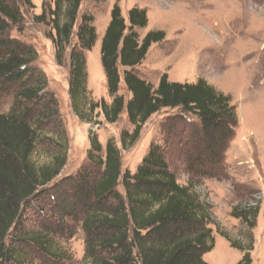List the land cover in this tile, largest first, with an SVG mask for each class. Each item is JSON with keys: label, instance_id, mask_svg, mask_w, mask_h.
<instances>
[{"label": "trees", "instance_id": "16d2710c", "mask_svg": "<svg viewBox=\"0 0 264 264\" xmlns=\"http://www.w3.org/2000/svg\"><path fill=\"white\" fill-rule=\"evenodd\" d=\"M22 4L35 8L32 0H0V96L13 100L10 111L0 113V264H27L8 240H15L24 206L47 192L62 205L66 201V215L81 220L85 260L90 264H209L204 256L215 248L213 226L233 249L244 253L238 264H253L254 236L249 234L248 243L232 240L197 191L202 181L226 175V154L239 124L232 98L204 79L182 84L164 74L155 87L137 73L150 48L166 39L164 31H150L140 40L139 30L149 25L145 9L132 8L126 19L116 3L111 12L101 42L111 104L89 102L86 53L99 35L92 15L83 14L78 22L82 0H55L54 8L43 4L42 14L34 17L50 27L47 36L57 64L65 65L69 55V94L80 119L88 109L100 108L107 122L116 123L126 111L131 125L121 133V147L110 139L104 148L92 132L87 160L77 175L53 183L67 164V150L49 165L39 166L34 160L39 132L57 112L47 92L48 80L35 66L34 47L9 34L25 21ZM122 80L129 100L119 94ZM164 110L176 113L162 119L136 172L124 171L122 151L133 148L151 118ZM177 148L188 175L185 185L169 162ZM66 185L71 186L70 194L65 193ZM260 212V199H252L235 206L231 216L252 232ZM34 243L50 254L44 243ZM57 255L56 264H64Z\"/></svg>", "mask_w": 264, "mask_h": 264}, {"label": "rangeland", "instance_id": "374dc122", "mask_svg": "<svg viewBox=\"0 0 264 264\" xmlns=\"http://www.w3.org/2000/svg\"><path fill=\"white\" fill-rule=\"evenodd\" d=\"M32 1L34 9L21 5L25 21L9 34L34 47L38 55L35 66L43 71L49 84L47 92L56 101L53 108L57 115L46 120L40 130L34 156L39 166L49 165L56 154L67 150V164L53 182L56 184L77 175L87 160L92 132L104 148L110 139H115L121 147V133L131 129V125L126 111L116 123L107 122L100 108L85 111L84 120L75 113L69 94V55L65 65L59 66L55 48L47 36L49 25L34 21V17L42 14L43 4L54 8L55 0ZM116 3L126 19L134 7L147 11L149 25L139 30L141 41L150 31L166 33V39L154 44L146 60L136 69L143 79L155 87L164 74H168L171 82L182 84L204 79L232 98L239 124L226 154V175L202 181L197 191L211 205L216 221L232 240L248 243L249 234L254 236L253 264H264V0H106L103 3L82 0L78 22L83 14L92 15L99 35L96 46L86 53L89 102L112 103L101 63V42ZM120 71L123 74L124 69ZM119 94L126 100L131 98L123 80ZM12 105L10 96H0V113H8ZM175 113L164 110L151 118L140 141L122 151L124 171L136 172L150 142L158 136L162 119ZM169 159L179 182L187 184L180 148L174 149ZM65 189V193L72 192L71 186L66 185ZM118 190L123 193L122 186ZM50 194L47 192L24 206L15 240H8V244L27 264H56L57 253L64 264H90L85 260L86 236L81 220L77 215H66L62 211L66 201L62 205L60 200H52ZM252 199H260L261 212L251 232L231 216V211ZM213 231L215 248L204 256L205 261L238 264L244 253L233 249L215 226ZM33 241L48 246L45 249L50 254Z\"/></svg>", "mask_w": 264, "mask_h": 264}]
</instances>
